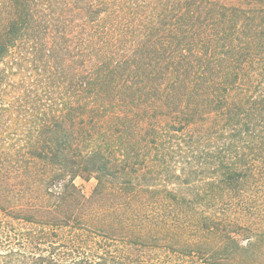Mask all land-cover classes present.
Here are the masks:
<instances>
[{"label": "trees", "instance_id": "obj_1", "mask_svg": "<svg viewBox=\"0 0 264 264\" xmlns=\"http://www.w3.org/2000/svg\"><path fill=\"white\" fill-rule=\"evenodd\" d=\"M29 109L0 264H264V0H0V137Z\"/></svg>", "mask_w": 264, "mask_h": 264}, {"label": "rangeland", "instance_id": "obj_2", "mask_svg": "<svg viewBox=\"0 0 264 264\" xmlns=\"http://www.w3.org/2000/svg\"><path fill=\"white\" fill-rule=\"evenodd\" d=\"M29 114L24 113V111H18L15 112V114L13 115V122H12V126L9 129V136L10 139L7 138L6 134L4 133V135H2V137H0L1 142L3 141H8L14 148L13 152L19 156V158H21V160L26 161L27 158V146H28V140H29V135L31 132V129L33 128V120H34V111H30V109L28 110ZM9 147V146H7ZM16 150V152H15ZM76 183L80 186L83 187L85 193L87 195H90L95 184L96 181L95 179H91L90 181H85L81 178H78L76 180Z\"/></svg>", "mask_w": 264, "mask_h": 264}]
</instances>
